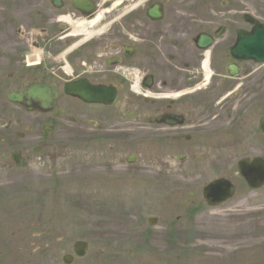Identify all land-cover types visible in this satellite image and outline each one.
I'll list each match as a JSON object with an SVG mask.
<instances>
[{"label":"flooded vegetation","instance_id":"flooded-vegetation-1","mask_svg":"<svg viewBox=\"0 0 264 264\" xmlns=\"http://www.w3.org/2000/svg\"><path fill=\"white\" fill-rule=\"evenodd\" d=\"M255 158L264 0H0V185L25 170L126 206L147 173L250 189Z\"/></svg>","mask_w":264,"mask_h":264},{"label":"rangeland","instance_id":"rangeland-1","mask_svg":"<svg viewBox=\"0 0 264 264\" xmlns=\"http://www.w3.org/2000/svg\"><path fill=\"white\" fill-rule=\"evenodd\" d=\"M158 176L146 175L141 207H105L109 200L95 191L71 184L46 192L11 174L0 187V264H64L79 238L94 246L74 264H264V190L239 185L232 200L211 208L191 200L186 186L206 176ZM131 196L137 201L136 190ZM151 216L160 222L149 225Z\"/></svg>","mask_w":264,"mask_h":264},{"label":"water","instance_id":"water-1","mask_svg":"<svg viewBox=\"0 0 264 264\" xmlns=\"http://www.w3.org/2000/svg\"><path fill=\"white\" fill-rule=\"evenodd\" d=\"M56 95H57V93H55L53 91L49 93L50 99L54 98ZM251 173L253 174L254 172L251 171ZM251 184L257 186L258 184H260V182L256 183L254 181H251ZM222 186H223L222 182H216V183H213L212 185H210L206 189V196L209 199H211L210 203L212 205L221 204L232 196L233 189L230 188V186H227L226 189H221ZM80 255H82V254H80ZM65 261L70 262V260H68V258H66Z\"/></svg>","mask_w":264,"mask_h":264}]
</instances>
